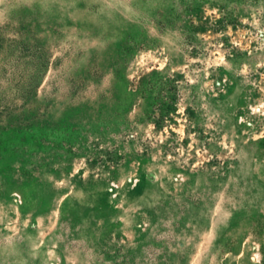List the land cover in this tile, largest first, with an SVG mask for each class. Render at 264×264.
<instances>
[{
    "label": "rangeland",
    "instance_id": "1",
    "mask_svg": "<svg viewBox=\"0 0 264 264\" xmlns=\"http://www.w3.org/2000/svg\"><path fill=\"white\" fill-rule=\"evenodd\" d=\"M0 264H264V0H2Z\"/></svg>",
    "mask_w": 264,
    "mask_h": 264
},
{
    "label": "clouds",
    "instance_id": "2",
    "mask_svg": "<svg viewBox=\"0 0 264 264\" xmlns=\"http://www.w3.org/2000/svg\"><path fill=\"white\" fill-rule=\"evenodd\" d=\"M0 2H2V0H0Z\"/></svg>",
    "mask_w": 264,
    "mask_h": 264
}]
</instances>
